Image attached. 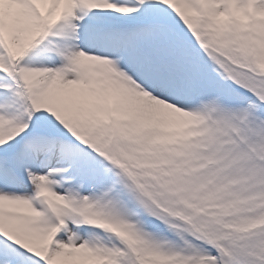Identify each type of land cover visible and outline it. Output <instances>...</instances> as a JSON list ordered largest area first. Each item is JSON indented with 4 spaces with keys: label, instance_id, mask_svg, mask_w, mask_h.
Instances as JSON below:
<instances>
[{
    "label": "snow or ice",
    "instance_id": "6c2138e0",
    "mask_svg": "<svg viewBox=\"0 0 264 264\" xmlns=\"http://www.w3.org/2000/svg\"><path fill=\"white\" fill-rule=\"evenodd\" d=\"M0 264H264V0H0Z\"/></svg>",
    "mask_w": 264,
    "mask_h": 264
}]
</instances>
